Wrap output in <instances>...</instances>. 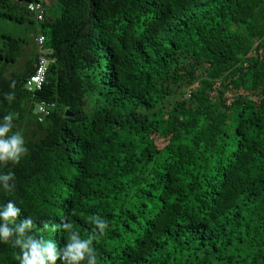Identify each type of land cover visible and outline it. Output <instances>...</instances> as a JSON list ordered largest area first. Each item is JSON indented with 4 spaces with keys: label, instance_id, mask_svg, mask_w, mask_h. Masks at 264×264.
Returning a JSON list of instances; mask_svg holds the SVG:
<instances>
[{
    "label": "trees",
    "instance_id": "trees-1",
    "mask_svg": "<svg viewBox=\"0 0 264 264\" xmlns=\"http://www.w3.org/2000/svg\"><path fill=\"white\" fill-rule=\"evenodd\" d=\"M0 19L36 23L53 61L37 92L41 52L0 69V122L14 114L27 148L0 165L17 222L63 246L43 222L87 237L101 216L98 264H264V0H0ZM0 41L14 64L20 40ZM18 252L0 241V264Z\"/></svg>",
    "mask_w": 264,
    "mask_h": 264
},
{
    "label": "clouds",
    "instance_id": "clouds-1",
    "mask_svg": "<svg viewBox=\"0 0 264 264\" xmlns=\"http://www.w3.org/2000/svg\"><path fill=\"white\" fill-rule=\"evenodd\" d=\"M14 99L12 94L7 96ZM14 114H8L0 122V165H17L27 154L23 135L13 131ZM0 186L12 193L16 188L14 172L0 173ZM21 209L9 200L0 206V241L19 249L16 259L18 264H98L95 242L105 234L108 222L101 216H94L95 225L92 233L84 237L72 222L61 218L59 223L43 222L41 232L51 230L67 234L66 242L60 246L55 240L34 233L35 219L31 216L19 220Z\"/></svg>",
    "mask_w": 264,
    "mask_h": 264
},
{
    "label": "rangeland",
    "instance_id": "rangeland-1",
    "mask_svg": "<svg viewBox=\"0 0 264 264\" xmlns=\"http://www.w3.org/2000/svg\"><path fill=\"white\" fill-rule=\"evenodd\" d=\"M10 36L19 39L21 47V56L14 64H4L0 62L2 75L8 77L9 74L19 71L25 61L34 56L38 51L43 53L45 50L40 48L36 42L39 35L38 26L36 23L17 24L0 19V36ZM0 41V46H1Z\"/></svg>",
    "mask_w": 264,
    "mask_h": 264
},
{
    "label": "built area",
    "instance_id": "built-area-1",
    "mask_svg": "<svg viewBox=\"0 0 264 264\" xmlns=\"http://www.w3.org/2000/svg\"><path fill=\"white\" fill-rule=\"evenodd\" d=\"M28 12L34 17V20L37 23L43 21L45 17V8L42 7L38 2H29L26 5ZM40 48L43 47L45 42L44 36L41 34L38 35L36 40ZM41 52V51H39ZM47 50L39 55V58L36 62L35 71L32 73L25 82V88L30 92L40 91L45 83L47 69L52 59L47 57ZM52 104H47L45 102H40L36 105V114L37 120L40 122L45 119L49 114V109L52 107Z\"/></svg>",
    "mask_w": 264,
    "mask_h": 264
},
{
    "label": "water",
    "instance_id": "water-1",
    "mask_svg": "<svg viewBox=\"0 0 264 264\" xmlns=\"http://www.w3.org/2000/svg\"><path fill=\"white\" fill-rule=\"evenodd\" d=\"M66 116L67 117H73V114H70V113L66 112Z\"/></svg>",
    "mask_w": 264,
    "mask_h": 264
}]
</instances>
